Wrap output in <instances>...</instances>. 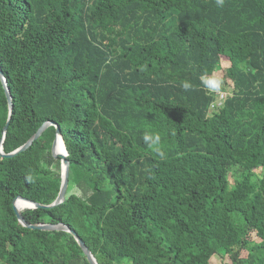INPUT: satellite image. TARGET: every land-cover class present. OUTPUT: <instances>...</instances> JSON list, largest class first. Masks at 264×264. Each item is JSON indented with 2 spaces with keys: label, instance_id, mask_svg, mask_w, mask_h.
Instances as JSON below:
<instances>
[{
  "label": "trees",
  "instance_id": "obj_1",
  "mask_svg": "<svg viewBox=\"0 0 264 264\" xmlns=\"http://www.w3.org/2000/svg\"><path fill=\"white\" fill-rule=\"evenodd\" d=\"M0 68L2 152L52 123L69 163L64 202L22 210L27 224L68 227L97 264H264V0H0ZM7 119L0 83V141ZM54 140L0 156V264H88L13 210L56 200Z\"/></svg>",
  "mask_w": 264,
  "mask_h": 264
},
{
  "label": "water",
  "instance_id": "obj_2",
  "mask_svg": "<svg viewBox=\"0 0 264 264\" xmlns=\"http://www.w3.org/2000/svg\"><path fill=\"white\" fill-rule=\"evenodd\" d=\"M0 83L2 85L4 94H5V98H6L7 104H8V119H7L5 125L2 129V139L0 141V156L5 157V158H12V157L26 151L27 149H29L33 145V143L42 135V133L47 128L54 127L55 128V140H54L53 145H52V156L55 159L59 158L61 160V165H60L61 184H60L58 196H57L56 200L54 201V203L51 204L50 206H42V205L32 203L30 201L24 200L20 197H17L13 201V210L15 212V216H16L17 221L23 227H25L27 229H31V230L67 232L76 241V243L79 246V248L81 249L84 257L86 258V261L88 262V264H97L95 258L93 257L91 252L88 250V248L85 246L83 241L77 236V234L75 232L70 230L68 227L61 225V224L55 225V226H52V225H29L24 221L23 217L21 216L20 212L22 210H26V209H28V210L51 209V208H54V207H56V206H58L64 202L65 194H66V190H67V186H68L69 163H68V161H66L67 153H66L65 147H64L63 142H62L60 129L57 125L52 124V123H44L24 145H22L20 148H18L17 150L12 152L11 154L5 155L2 152V144H3L4 138H5L10 120H11L13 105H12V100H11L10 93H9V90H8V87L6 84V79L2 73L1 68H0ZM16 203H22L23 205L18 207L16 205Z\"/></svg>",
  "mask_w": 264,
  "mask_h": 264
},
{
  "label": "clouds",
  "instance_id": "obj_3",
  "mask_svg": "<svg viewBox=\"0 0 264 264\" xmlns=\"http://www.w3.org/2000/svg\"><path fill=\"white\" fill-rule=\"evenodd\" d=\"M217 7L223 8L225 0H215ZM205 87L212 91H218L220 88V81L212 78H205L203 80ZM183 88L187 91L190 84L185 82ZM142 141L156 157L160 159L166 158L165 146L162 141V135L159 131H145L142 134Z\"/></svg>",
  "mask_w": 264,
  "mask_h": 264
},
{
  "label": "rangeland",
  "instance_id": "obj_4",
  "mask_svg": "<svg viewBox=\"0 0 264 264\" xmlns=\"http://www.w3.org/2000/svg\"><path fill=\"white\" fill-rule=\"evenodd\" d=\"M221 70L215 73L212 77V79L219 80L222 78V75L224 74V71L229 67V65L226 62H223L220 64ZM222 256H215L213 259L210 260V264H229V260L227 257H225L222 253H220ZM224 256V257H223Z\"/></svg>",
  "mask_w": 264,
  "mask_h": 264
},
{
  "label": "built area",
  "instance_id": "obj_5",
  "mask_svg": "<svg viewBox=\"0 0 264 264\" xmlns=\"http://www.w3.org/2000/svg\"><path fill=\"white\" fill-rule=\"evenodd\" d=\"M219 98H220V100H223V99L225 98V95L221 93V94L219 95Z\"/></svg>",
  "mask_w": 264,
  "mask_h": 264
},
{
  "label": "bare ground",
  "instance_id": "obj_6",
  "mask_svg": "<svg viewBox=\"0 0 264 264\" xmlns=\"http://www.w3.org/2000/svg\"><path fill=\"white\" fill-rule=\"evenodd\" d=\"M16 205H17L18 207H20V206H22L23 204H22V203H16Z\"/></svg>",
  "mask_w": 264,
  "mask_h": 264
}]
</instances>
